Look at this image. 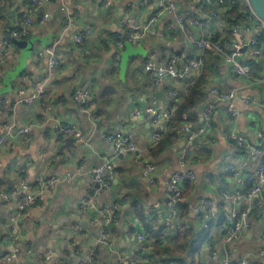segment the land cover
<instances>
[{
    "label": "crops",
    "instance_id": "1",
    "mask_svg": "<svg viewBox=\"0 0 264 264\" xmlns=\"http://www.w3.org/2000/svg\"><path fill=\"white\" fill-rule=\"evenodd\" d=\"M27 1L0 0V58L1 52H5L4 61H0V97L10 96L14 99L12 102H15L11 114L5 116L0 110V135L5 133V122H13L12 136L22 126L36 124L29 143H24L17 135L11 139V146L7 144L0 151V251L8 250L15 243L9 214L15 210L16 205L7 201L2 192L18 183L17 170L26 168V178L31 181L41 175L54 176L57 180L44 193L43 201L31 206L21 218L23 243L29 244L36 253L34 261L30 259V254H22L17 263L6 262L0 257V264H78L96 244L95 239L102 226L99 208L105 206L110 207L111 211L116 210L119 218L113 228L107 227L110 244L97 245L98 263L115 264L121 255L138 254L145 264H176L156 260L151 257L150 249L142 247L145 243L140 242L135 235L145 232V227L135 210V204L138 202L142 205L149 218L157 216L158 224H162L161 217L167 214L165 182L180 168L179 153L183 136L176 143L168 144L159 154L152 155L153 127L146 120L133 117L131 112L135 107L143 109L152 102L168 105L172 99L169 86H181L169 79L159 87L162 94L156 98L144 70L145 61L153 58L166 63L174 56L179 57L180 61L193 59L196 58L194 47L184 40L182 29L167 32L165 26L174 17L172 14H164L153 26L154 34L146 35L140 42L133 43H140L147 54L131 56L122 77L120 61L126 47L119 52L113 35L118 33L125 18L147 24L157 10L158 0H114L108 8L103 6V0H51L37 13L26 38L34 43V51L30 56L11 42L9 34L10 29L20 24V14ZM175 1L182 11L196 7L193 0ZM63 5L71 17L66 30L62 29ZM46 12L49 13L48 18L40 22L42 14ZM87 26L94 28L93 34L83 45L76 44L73 35ZM225 26L224 17L211 19L204 31L206 34L219 33L226 37ZM244 36L247 38L250 33H244ZM5 42L8 43L6 48ZM52 45L57 48L61 65L45 82L47 95L44 103L31 106L17 104L15 94L18 88L30 90L34 82L45 80L48 75L47 70L37 64L36 51ZM255 58L253 60L257 65H250L256 75H261L264 73V50ZM79 85H91L94 90V103L89 106L88 111L73 96V90ZM210 86L235 90L237 97L232 103L238 114L234 115L229 111L228 101H217L211 129L195 141L188 162L189 169L196 175L195 188L188 195L191 208L201 197L220 200L223 190L230 194H234L237 189L247 192L252 187V182L247 181V175L256 174L260 162V158L246 156L230 134H242L254 143L257 132L264 133V84L260 80H247L234 75L230 64L219 61L209 78L207 87ZM110 88L117 90L115 95L106 101L97 100L98 94L101 95ZM194 113L200 115L198 111ZM55 120L78 126L88 139L86 144L76 141L78 147L66 148V159L58 169L56 164L62 157L58 151L63 139L68 136L59 140L58 135L50 133ZM115 132L132 134L137 151L117 154L108 139ZM42 150L46 156L45 162L41 160ZM109 159L120 172H114L110 176V189L101 190L95 205L90 203L87 210L82 212V203L91 193L94 184L86 169L101 165ZM146 162L157 165L155 183H149L142 177V167ZM228 164L237 168L239 176H233L227 170ZM68 174L71 178L67 177ZM116 179L117 183L114 182ZM245 202L247 201H239L238 208L241 209ZM251 203L255 208L248 217L244 234L231 245L234 264H240L243 259L248 264H264V258L257 255L264 245V237L261 236L264 234V188L253 196ZM151 208L154 209L152 213ZM227 210L221 209L219 215L225 216L229 222ZM190 214L186 224L203 228L200 218L191 209ZM227 222L222 226L213 223L209 239L201 249L192 250L188 247L191 257L186 264H200L210 259V246H219L223 227ZM76 225L83 226L84 230L75 231L73 228ZM48 249L54 251L53 258L41 259L40 253Z\"/></svg>",
    "mask_w": 264,
    "mask_h": 264
},
{
    "label": "built area",
    "instance_id": "2",
    "mask_svg": "<svg viewBox=\"0 0 264 264\" xmlns=\"http://www.w3.org/2000/svg\"><path fill=\"white\" fill-rule=\"evenodd\" d=\"M50 1L51 0H28L25 9L21 12V22L17 26H14V29L11 31V37L24 38L28 36L37 13L42 11V6ZM113 1L114 0H103L102 4L105 8H108ZM193 1L196 2V7L182 11L179 9L178 3L175 0H158L157 10L147 24H139L129 18H125L121 22L122 25L118 33L113 35V40H115L120 52L126 43H137L146 35L154 34L155 29L153 26L160 16L172 14L174 17L173 21L167 23L165 26L167 32L173 33L176 28L182 29L184 31V40L191 44L196 51V58L189 59L185 62H181L177 56L170 58L166 63L158 62L153 58L145 61L144 70L147 72L153 92H156L158 88L169 79L181 85L180 87L173 85L174 89L171 91L172 99L168 105L152 102L143 109L137 107L132 109L131 115L133 117L142 118L153 127L151 132L153 146L162 139L165 132L171 126L176 112V106L182 101L187 90V79L198 76L203 71L204 56L208 50H213L222 54L224 62L232 66L234 75L244 77L247 80H260V82L264 84V73L256 75L250 64H244L242 62L243 57H259L264 50V43L261 42L260 37L261 34H264V21L258 17L249 0H245L248 11L246 20L241 24H236L232 28V39L224 43L213 42L211 40L212 34H206L204 27L211 19L223 18L224 12L232 6H238L240 0ZM61 10L64 22L62 29L66 30L68 28V20L71 17L66 6L63 5ZM48 16L49 13H43L40 22L45 21ZM93 32L94 28L92 26H87L86 29L76 32L73 35V40L75 43L82 45ZM244 33H250V36L246 38ZM7 45L8 43L5 42L4 47L6 48ZM4 53V51L1 52V62L4 61ZM118 59L116 60L118 61ZM36 61L39 66L47 70L48 75L45 80L34 82L30 90L25 89V87L18 88L15 94L17 96L15 101L19 105L31 106L39 102L42 103L41 101L47 95V86L45 82L50 74L58 70L61 65V60L55 45L37 49ZM73 96L75 100L88 111L89 106L94 103L95 93L91 85H79L73 90ZM236 97L237 92L235 90H224L217 86H210L207 88V94L203 102L206 104L205 108L199 115L201 124L196 126L194 112L184 115L185 120L182 127L183 146L179 153L180 170L170 175L165 182V207L167 214L161 217V223L166 229H172L176 232L185 226L184 220L181 217L182 208L186 202L185 196L183 195L185 182L188 180L194 182L196 179L195 173L191 169H186V167H188L189 159L192 156L195 141L199 137H202L212 127L214 112L216 110L215 100L228 101L229 111L237 115L238 111L232 103ZM13 100L14 99L10 96L0 97V110L2 104L11 103ZM248 100L249 98H247V101ZM35 126L36 124L22 126L17 134L12 136L14 132L13 122L3 123L5 133L0 135V151L7 143L11 146V139L17 135L23 139L22 141L24 143H29ZM52 129L57 134L62 133L66 136H73L78 143L86 144L88 142L84 132L76 125H68L59 120H55ZM230 136L236 140V143L243 149L246 156L254 159L260 158V162L257 165L256 174L250 173L247 175V181L252 182L250 190L244 193L242 190L237 189L234 194H230L227 190H223L220 194V200L201 197L197 204L191 208L194 215L198 218L203 217V227H208L210 222L219 216L221 209H228L227 214L229 222L223 227L221 243L219 246L212 244L209 249L210 259L200 264H234V259L231 255V245L234 241L242 238L244 230L248 225V217L254 212L255 207L251 203L252 198L264 188V133L257 132V138L254 143L250 142L242 134L231 133ZM176 138L177 137L174 139ZM108 139L112 143L117 154L133 153L138 149L132 134L115 132L110 135ZM41 160L43 162L46 161L44 150L41 152ZM115 168V164L109 159L101 165L86 169V172L90 175L94 184L91 188V193L87 195L86 200L82 203V212L87 210L90 203L95 205L96 198L101 190L110 189L112 185L110 176L114 173ZM227 170L230 171L233 176H239L240 174L233 164H228ZM156 171L157 165L155 163L146 162L142 167V177L149 183H155ZM16 174L19 178L18 183L2 192V196L7 201L14 202L16 205L15 210L9 214L10 229L15 236V243L8 250L0 251V257L2 259L6 262L15 263L18 262L17 260L22 254L29 255L33 252L29 244L23 243L21 225L23 214L34 204L42 202L44 193L50 190L57 180L54 176L46 177L41 175L31 181L26 178V168L18 169ZM67 177L71 178V175L68 174ZM242 200H246L247 202L239 209L238 202ZM150 211L152 213L154 209L151 208ZM99 215L102 220V226L100 234L97 235L95 239L96 244L78 264H95L98 243L106 246L110 244L107 227L110 222L115 223L119 215L116 210L111 211L108 206L100 207ZM73 229L77 232L84 230L83 226L80 225H76ZM135 236L142 243H146L149 240V235L145 232H139ZM261 236L264 237V234H261ZM53 255L54 251L51 249L40 253L41 259L47 260L52 259ZM257 255L260 258H264V245L261 246ZM115 264L145 263L138 254H126L121 255ZM240 264H248V262L246 259H243Z\"/></svg>",
    "mask_w": 264,
    "mask_h": 264
},
{
    "label": "trees",
    "instance_id": "3",
    "mask_svg": "<svg viewBox=\"0 0 264 264\" xmlns=\"http://www.w3.org/2000/svg\"><path fill=\"white\" fill-rule=\"evenodd\" d=\"M247 13L248 11L245 0H240L238 6H232L231 8H229L223 14V17L226 19L225 27L227 36L225 37V35L221 36L219 35V33H214L211 35V40L216 43H224L227 40L232 39V28L236 24H241L243 21H245ZM21 17L22 14H20V18ZM13 29L14 27L9 30L10 36ZM260 37L261 42L264 43V34H261ZM26 38L28 37H24V39ZM187 60L189 59H181V62H185ZM242 60L244 63L257 65V62L253 60L252 57H243ZM219 61L224 62L222 54L212 50H208L206 52V55L204 56L203 71L200 75L193 76L192 78L187 79L186 82L188 83V87L182 101L176 106V112L172 124L165 132L162 139L151 149L150 153L152 155L159 154L166 148L168 144L176 143L177 139L183 136L182 127L185 120L184 115L186 113L192 114V112H196L199 104L205 101L209 78L210 76H212L213 71L218 66ZM116 91L117 90H114L113 88L106 89L103 94H98L99 96L97 95V100H109L113 95H115ZM45 98L41 102L44 103ZM14 104L15 102L4 104L1 108L2 114H5V116L11 114V110ZM194 120L196 122V126H199L201 124V120L198 115H195ZM50 133L58 135L59 140L65 137V135L62 133L57 134L52 128H50ZM175 137L177 138L174 139ZM114 172H120V170L116 167ZM194 188L195 183L193 181L188 180L185 182L183 195L185 196L186 202L183 205L181 212V217L184 220L183 222L185 223V226L182 229L177 230L176 232H174L172 229H166L162 224H158L159 222L157 220V216L153 215L151 218H149L142 205L136 202L135 210L140 215V219L145 227V233L149 235L148 242H146L142 247L144 249H150L151 257H154L156 260L160 259V261H164L167 263L175 262L176 264H186L188 262V258L191 257V250L188 254H186V249L188 247H191L192 250L201 249L209 239L211 226L213 225V223L216 222L222 226L223 223L227 222V220L224 218L225 216L219 215L217 218L213 219L210 222V225L208 227L202 226L203 217H200L199 219L200 224L203 228L199 229L196 226H189L188 224H186V221L188 223L190 219V209L192 206L191 199L188 198V195L193 191ZM95 264H100L98 263L97 259L95 261ZM190 264H194V262H191Z\"/></svg>",
    "mask_w": 264,
    "mask_h": 264
},
{
    "label": "water",
    "instance_id": "4",
    "mask_svg": "<svg viewBox=\"0 0 264 264\" xmlns=\"http://www.w3.org/2000/svg\"><path fill=\"white\" fill-rule=\"evenodd\" d=\"M249 2L251 3V5H252L254 11L256 12V14L258 15V17L264 21V0H249ZM10 40L15 46H17V47L23 49L25 52H27L28 55H30V56L32 55V53L34 51L33 40H31V39L27 40L24 38H15V37H11ZM125 47L126 48L122 54L121 61H120V72H121L122 77L125 75V72L128 68V64H129L131 56H136V55H144L145 56L147 54V51H145L143 49V47L140 43H138L137 45H134L132 43H126ZM252 58L256 59L255 57H252ZM173 89H174V86H169L170 92ZM160 94H162L161 90H157L156 92H154V96L156 98L159 97ZM213 100H215V99H213ZM215 101L217 102V100H215ZM205 105H206L205 103H202L200 106H198L197 111L200 114L202 113L203 109L205 108ZM182 146H183V144H182ZM68 147H73V148L78 147V144L76 143V139L73 136H68V137H65L63 139V144L60 146L59 151H58L60 154H62V157L58 161V163L56 164L57 169H58L60 163L66 159L67 154H66L65 149ZM186 169H189V167H186ZM179 170H180V168H179ZM114 182L117 183V179L114 180ZM114 226H115L114 222H110L108 224L109 228H113ZM29 235H30L29 237H31V233H29ZM186 251L188 252L189 248H187ZM29 257L32 261H34V259L36 257V253L32 252L29 255ZM211 264H213V263H211ZM217 264H220V263H217Z\"/></svg>",
    "mask_w": 264,
    "mask_h": 264
},
{
    "label": "rangeland",
    "instance_id": "5",
    "mask_svg": "<svg viewBox=\"0 0 264 264\" xmlns=\"http://www.w3.org/2000/svg\"><path fill=\"white\" fill-rule=\"evenodd\" d=\"M131 63H132V61H131ZM130 73V69H129V71H128V74Z\"/></svg>",
    "mask_w": 264,
    "mask_h": 264
}]
</instances>
